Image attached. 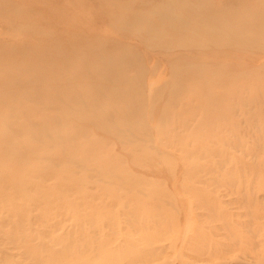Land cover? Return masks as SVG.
<instances>
[{"label": "rangeland", "instance_id": "374dc122", "mask_svg": "<svg viewBox=\"0 0 264 264\" xmlns=\"http://www.w3.org/2000/svg\"><path fill=\"white\" fill-rule=\"evenodd\" d=\"M239 17L264 29V0H0V49L31 45L7 54L20 80L0 61V92L11 90L0 97L6 129L20 140L29 129L62 140L78 133L67 113L79 105V153L101 151L88 165L44 152L47 172L30 170L26 182L0 156V264H264V40L250 41L257 30L232 36L221 20ZM88 41L119 58L96 67L82 45L62 50ZM122 55L140 61V97L161 116L178 114L170 129L148 121L149 108L123 110L128 100L109 85L138 71ZM66 57L85 61L67 77L74 86L42 87L60 79L57 67L73 69ZM204 95L219 117L198 107Z\"/></svg>", "mask_w": 264, "mask_h": 264}, {"label": "bare ground", "instance_id": "6f19581e", "mask_svg": "<svg viewBox=\"0 0 264 264\" xmlns=\"http://www.w3.org/2000/svg\"><path fill=\"white\" fill-rule=\"evenodd\" d=\"M110 4H112V3H110ZM240 5H241V3H240ZM231 11L233 12L234 10L232 9ZM235 12H236V10H235ZM229 13L231 14L230 11H229ZM114 14H116V13H114ZM168 15H172V14H170V11H169ZM100 16H101V14H100ZM163 17H164V15H163ZM129 19H130V16H129ZM21 20H20V22H22V23L25 21V20H23V21H21ZM109 20H111V19H109ZM134 20H135V18H134ZM169 20H172V23L174 25H176L175 22L177 20H175L173 18V16H169ZM127 21L125 19V21L122 20V21H119L118 23L121 22V27L124 28L125 25L127 24ZM109 22H111V21H109ZM113 22H112V25H115L116 22L115 21H113ZM221 22L228 28V30L230 31L231 35L234 36L235 38H237L238 36L244 37L249 31L252 32L253 30H257V33L255 32V36L253 38H250V41L251 42L253 40H256L257 41V39H259V36L264 40V29H260V25L259 24L256 25L255 22L253 20H250L249 17H239V20H237V19H223V21L221 20ZM236 22H238L239 26L236 24ZM128 23L131 24L132 22H128ZM27 24H29V23H27ZM25 26L26 25L23 24L22 25V28L23 27L25 28ZM83 26H85V25H83ZM29 28H27L25 30L26 31H31ZM44 31L45 30L43 29V32ZM36 32L37 31H35V32L33 31V34L34 33L36 34ZM44 33H46V31ZM96 36L99 37L98 35H96ZM91 39H92V37H91ZM88 40H90V39H88ZM100 40H98L96 42H99ZM96 42H94L95 44L94 43H90V42L89 43L84 42L82 44L81 43L80 44L75 43L73 46L66 45V46H63L62 47V50H64L65 52H73V51L79 49V45H82V47L84 48V51H85L84 52V55L87 56V57H90L92 59L93 65L96 66V67H103V65L100 62L101 61V58H103V57H104V59L105 58H107V59L111 58L113 51L112 50H107V49H109V47L102 46L99 43L96 44ZM6 43H7V41H6ZM6 43L4 42L3 44L5 46L3 45L1 47V49H0V53L2 52V54L5 55V57L2 60H0V61H1V64L2 63H4V64L10 63L11 64V65H8V67L10 69L9 70V78H10L11 82H16V81L20 80L21 77H20V75H18L16 73L17 67L12 62H10V61L7 60V54L9 55L11 53H14L16 47L21 48L23 46L24 47L27 46V47L31 48V45L29 43L27 44V43H24V42H20L15 47L13 46L14 45L13 43H12L13 45H11V47H9L7 45H10L11 43L8 42L7 45H6ZM25 44H27V45H25ZM34 46H35L34 53H36V55H38L39 59L42 60L43 63L45 61H47V55H44L42 53L41 49L36 48V45H34ZM12 48H14V49H12ZM55 48H57V46L56 47H53V50ZM102 51H103V53H102ZM128 54H131V52L128 53ZM113 55L116 56V53L115 54L113 53ZM117 58H119V57H117ZM117 58H116V60H117ZM98 59H100V61ZM66 60L71 63V68H73L74 70L73 69L72 70L71 69L70 70H67L65 66H63V67H57L58 71L61 73L60 79H58V80L55 79L50 84H42L41 83L42 87H45L46 89H50V90L55 91V92H61V93L70 91V89L74 86V84H72L69 81H67V79H68L67 77H68V75H70V74H72V73H74L76 71L77 66H79V65L84 66L85 65V61L82 60L80 62H71L69 57H66ZM120 60H121V63L122 64H124V65H132L138 71L137 72V75L135 74L136 77H134L133 80L131 81L133 83H131V82H118V83L110 84L109 85V88L111 89V91L113 93L116 92L117 94L126 97V99L128 100V103L123 108V110L124 111L125 110H131L132 109V106H140L142 108H149V110H148V116L149 115L150 116L148 117V121L153 122L152 124L154 125L157 122H161L162 120H166L168 122V127L170 129V126L169 125L176 124L175 122L176 121H179V119L177 118L178 114H173L172 112H170L168 110V111H166V116L165 115H162L161 116V113H159L157 111V108L156 107L155 108H151V106H149L147 100H144V98L140 97L141 96L140 86L139 85L138 86H135V84H136L135 81H138L139 78H140V75L143 73V71H141L142 70V66L140 64V61L138 59H136L135 57H132V56L131 57H128V56L125 57V55H122V58H120ZM104 61H106V60H104ZM112 61H114V59ZM176 69H178V68H176ZM38 70H39V68H38ZM40 71H38L37 73H33V76L31 75V79L28 80L31 84L32 83H39L38 80H39V76H40ZM29 72H30V69H29ZM182 72H183V69H182ZM187 75L189 76V74H187ZM221 79H223V78H221ZM221 79H219L217 81H220ZM201 81H203V80L201 79ZM209 84L211 85V83H209ZM163 87H165V86H163ZM214 87H215V85H214ZM9 89L10 88L3 89L0 92V97L3 96V95H5V94H7L8 92H11V90H9ZM164 89H166V88L160 89V92L162 90L164 91ZM16 96L18 98V95L17 94H16ZM204 97H206V95H204L202 97V101H199L202 105L198 104V107H201V109L205 110L208 114H210L213 117H219L220 114L222 113V111L219 110L220 108L218 109L211 102L209 104H207L205 102L206 100L204 99ZM216 98L218 99V98H222V97L220 96V97H216ZM216 98H213V100L216 101L217 100ZM19 99L21 100V97H19ZM81 110H82L81 107H79V105H77L76 111L74 110L75 111L74 113L72 111L70 112V113H73L72 115H70L69 112L67 113V116L69 117V119L76 124V126H77L76 129H77L78 133H82L83 132V128H84L83 126H84V122H85V118H86V116L81 112ZM4 116L5 115L0 114V131H1L0 132L1 133L0 134V156H2V157L5 156V158H3V159L11 161V163H12V168L11 169H13V168L16 167L15 164L20 165V167L18 169L22 173V177H23L22 178V182H26L25 181L26 178H27V181H28L27 175H29L28 174V171H30V170L31 171L34 170L36 172L35 173L36 175L42 174V172H43V174H45L44 173L45 171L47 172V170H46L47 166H45L46 164L44 165L40 161L41 160V157H43L41 154H43L44 152H48L50 154H54L55 153L56 154V157L57 158H60V159L66 158L69 155H76V156L79 155L81 157V154L79 153L80 149H78V147L76 146V145H79L80 144V142L77 140V138L80 137L79 138L80 141L82 139L81 136H80V134H78V133L75 132V135H73L71 132H65L64 135L61 134L62 140H60L58 138H46L43 135V132L37 131V133H36V131L29 129V130L26 131L27 132V135H28L27 139L26 140H20L17 137V133L12 132V131H9V130L6 129V127H9L12 124V120L11 119H8V121H6L4 119ZM17 116L19 117L20 115H17ZM126 123L129 125L128 122H126ZM99 125L101 127H104V125L102 124L101 121L99 122ZM167 131H169V130H167ZM167 133H169V132H167ZM47 140H48V142H47ZM37 141L39 143H36ZM4 142H5V144L3 145ZM77 149H78V151H77ZM99 151L100 150L98 148H96L95 146H93V145L90 146V149L87 150V153H84L86 155H84V156L82 155V157L80 159L81 163L84 162L85 165H88L89 164L88 161L92 162L93 160L96 161V159L99 161L100 158L98 156V153H101V151L100 152ZM26 154H27V156L31 155L32 157H34L32 159L33 160L32 162H29L28 163V162H26L24 160V158L27 157V156L24 157V155H26ZM54 157H51V158H54ZM143 159H144V161L147 159L146 155L143 157ZM28 160H30V159H28ZM58 162H60V161L58 160ZM180 166H179V169H180ZM63 168L66 169V171H67L66 173H68V171L71 168V165L68 166V167H63ZM64 169L59 170L60 173L58 172V170H55L54 168L53 169H50L49 171L54 172L56 175H58L60 177H63L65 180H67V178H66L67 177V174L64 173L65 172ZM161 169H162V167H161ZM164 171H165V168H164ZM0 172H2V170H0ZM54 173H52V175H54ZM30 178H33V177L30 176ZM40 178H41V176H40ZM8 179L9 180L7 182H8V184L10 183V185H12V184H14L16 182L15 180L11 179L10 177ZM53 180H55V179H53ZM52 184H55V183H52ZM58 185H60V184H58ZM13 187L14 186H12L11 188H13ZM143 193H144V191H143Z\"/></svg>", "mask_w": 264, "mask_h": 264}]
</instances>
